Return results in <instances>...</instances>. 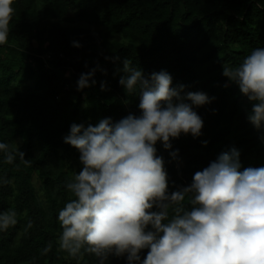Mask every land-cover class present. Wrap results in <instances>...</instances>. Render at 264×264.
I'll use <instances>...</instances> for the list:
<instances>
[{
  "label": "trees",
  "instance_id": "1",
  "mask_svg": "<svg viewBox=\"0 0 264 264\" xmlns=\"http://www.w3.org/2000/svg\"><path fill=\"white\" fill-rule=\"evenodd\" d=\"M12 6L8 42L0 45V142L28 162L17 154L8 164L0 153V212L13 209L18 220L0 231V264H99L83 251L66 256L59 245L58 212L74 199L66 187L74 179L70 159L80 157L64 137L72 124L87 128L142 115L139 88L128 93L119 82L128 75L125 61L145 79L166 71L173 88L184 86V103L191 104L189 92L210 98L193 105L203 120L198 137L181 133L170 138L171 149L155 145L169 194L190 186L197 171L233 148L241 171L264 167V127L250 123L252 102L223 75V66H239L252 50L264 49V0H14ZM62 19L86 26L62 25ZM93 70L90 86L78 90L81 74ZM183 203L191 207L189 197ZM148 251L139 253L141 262ZM104 264L129 262L127 254H110Z\"/></svg>",
  "mask_w": 264,
  "mask_h": 264
},
{
  "label": "clouds",
  "instance_id": "2",
  "mask_svg": "<svg viewBox=\"0 0 264 264\" xmlns=\"http://www.w3.org/2000/svg\"><path fill=\"white\" fill-rule=\"evenodd\" d=\"M13 4L0 0V45L8 42ZM94 71L81 74L78 90L90 86ZM124 71L128 75L119 82L128 93L139 88L142 115L129 114L116 123L106 118L87 128L72 124L64 137L80 152L83 168L66 185L74 199L58 212L60 248L74 258L82 251L94 255L99 264L110 254H127L129 264H264V167L241 171L233 148L197 171L190 186L169 194L164 160L155 145L162 141L171 149L170 138L181 133L198 137L203 120L193 105L203 106L210 98L189 92L191 104L182 102L184 86L173 88L166 71L145 79L127 61ZM223 75L252 102L250 123L264 127V49L252 50L239 66H223ZM174 99L181 102L174 104ZM0 153L8 164L17 154L28 162L5 142H0ZM170 154L175 158L178 150ZM186 197L190 208L183 203ZM17 223L15 210L0 212V231ZM143 249L149 251L141 262Z\"/></svg>",
  "mask_w": 264,
  "mask_h": 264
},
{
  "label": "rangeland",
  "instance_id": "3",
  "mask_svg": "<svg viewBox=\"0 0 264 264\" xmlns=\"http://www.w3.org/2000/svg\"><path fill=\"white\" fill-rule=\"evenodd\" d=\"M69 13V12H68ZM61 24L62 25H66V26H74V25H83V26H86V24L84 23V22H73V21H71L70 19H67V20H65V19H62L61 20ZM88 27H90V29L91 30H93L94 32L97 30L95 27H93V26H89V25H87ZM114 39H117V40H123V41H125L126 39L123 37V36H121V35H115L114 36ZM70 72L69 71H65V74L66 75H68ZM15 142H16V140H15ZM70 161H71V165H72V170H73V174H72V176L74 177L75 175H76V173L78 174L81 170H82V168H83V165H82V163L80 162V159L79 158H71L70 159ZM33 182H34V185H35V188H36V190H37V193H38V195H39V197H41L42 198V194H41V189H40V183H39V180H38V178H37V175L36 174H34V176H33ZM65 252V255L67 256L68 255V253L66 252V251H64Z\"/></svg>",
  "mask_w": 264,
  "mask_h": 264
}]
</instances>
